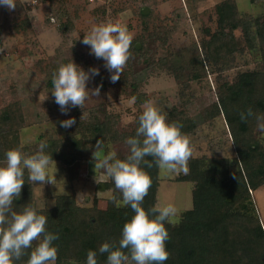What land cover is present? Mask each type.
Segmentation results:
<instances>
[{
	"label": "rangeland",
	"instance_id": "374dc122",
	"mask_svg": "<svg viewBox=\"0 0 264 264\" xmlns=\"http://www.w3.org/2000/svg\"><path fill=\"white\" fill-rule=\"evenodd\" d=\"M220 1L158 0L155 4L152 0H17L13 10L0 7V117L3 112L14 116L10 121L18 126L17 140L11 144L16 146L25 141V151L29 153L37 150L41 141L47 145L57 142L60 148L70 135H77L76 126L105 118L112 120L123 136L135 128L145 102L152 101L166 113L177 106L193 119L195 129L187 135L190 158L200 159L205 169L211 159L234 158L233 139L224 115L206 119L203 109L216 101L217 82L233 80L247 68L261 69L262 63L258 46L252 49L246 45L241 28L235 29L234 34L242 49L224 63L223 69L212 71L198 61L200 38L206 34L204 28L210 34L216 30L215 5ZM236 2L240 11L250 17L264 14V0ZM146 6L151 7L155 18L151 24L154 31L148 33L144 45L149 49L129 59L135 70L131 69L128 78L123 70L120 78L112 82L104 60L91 54L89 46L81 41L85 33L101 22L118 23L130 31L132 41L139 38L142 32L139 12ZM71 59L85 70L99 68V74L90 78L88 87L99 86L100 93L89 95L83 108L70 107L64 113L51 92L52 74ZM69 117H74L76 123L69 128L61 127L60 122ZM9 128L2 125L5 131ZM126 139L105 143L94 153L102 158L115 150L118 158H125L129 154ZM94 153L91 159L69 164L53 159L50 170L55 184L31 182L33 203L41 210L48 209L55 205L53 201L58 196L74 194L81 206L97 201V207L106 208L112 190L104 189L103 183L112 179L103 168H94ZM184 174L159 168L156 205L173 204L177 209L176 223L181 212L192 207L194 183L179 179ZM250 196L264 229V184L250 190ZM236 222L243 227L240 219Z\"/></svg>",
	"mask_w": 264,
	"mask_h": 264
},
{
	"label": "trees",
	"instance_id": "16d2710c",
	"mask_svg": "<svg viewBox=\"0 0 264 264\" xmlns=\"http://www.w3.org/2000/svg\"><path fill=\"white\" fill-rule=\"evenodd\" d=\"M152 1L158 3V0ZM151 10L146 6L139 12L142 32L131 42L129 59L141 56L149 49L144 45L148 33L154 31L151 24L155 18ZM215 12L216 30L210 34L208 28H204L206 34L200 38L198 61L208 65L212 71L223 69L224 63L242 49L238 47L234 34L235 29L241 28L246 45L252 49L258 46L262 68H247L239 71L233 80L217 82L216 101L203 109L206 119L224 115L236 155L232 159H211L207 169L200 159L189 158L188 172L179 179L194 183L192 207L181 212L177 223L166 224L169 230L166 245L170 254L164 264H264V229L250 196V190L264 184V132L257 128L254 117L246 120L240 117V113L249 107L254 112L264 113V14L250 17L240 11L236 0H221L215 5ZM129 59V64L127 61L124 66L125 78L133 68ZM182 97H186V92L183 91ZM13 118L7 112L0 117V159L7 150L15 147L11 142L17 140L18 126L10 121ZM167 118L182 124V132L186 136L195 129L193 119L177 106L167 113ZM138 123L137 119L135 128L122 136L109 118L82 122L81 126H76V136L70 135L68 142L66 140L60 148L57 142L48 144L45 151L53 154V159L67 164L91 159L97 147L135 135ZM2 125H9V130H3ZM145 159L152 162L151 167L142 165L152 182L143 206L151 208L156 205L159 167L153 157ZM103 187L112 190L104 209L97 207V201L90 206H81L77 204L75 195L70 194L58 196L53 207L42 210L48 216V230L59 234L55 241L58 245L55 264H70L72 261L85 264L89 249H97L105 240H119L123 225L133 215V210L128 206H116L113 197L122 199V193L115 188L114 181L104 182ZM27 203H33V191L25 172V183L13 208L19 210ZM238 219L240 225L243 224L241 228L237 225ZM106 257V253L98 254V264H107ZM27 259L25 254L16 264H24Z\"/></svg>",
	"mask_w": 264,
	"mask_h": 264
},
{
	"label": "clouds",
	"instance_id": "9594fccd",
	"mask_svg": "<svg viewBox=\"0 0 264 264\" xmlns=\"http://www.w3.org/2000/svg\"><path fill=\"white\" fill-rule=\"evenodd\" d=\"M16 6L17 0H0V7L13 10ZM132 39L126 27L101 22L85 33L81 43L89 46L95 57L104 60L110 79L115 82L130 57ZM98 74V67L85 70L74 59L61 64L52 74L51 90L60 110L66 113L70 107L83 108L89 95L98 96L99 86L88 87L90 78ZM240 117L242 120L254 117L257 128L264 132V113L254 112L249 107L240 113ZM138 121L135 135L125 141L129 146L125 158H118L115 150L102 158L94 153V168H103L122 193V199L113 197L116 206L130 207L133 215L124 223L118 241L105 240L97 249L88 250L85 264H98V254L105 253L107 264H164L169 257L166 224L176 223L177 209L171 203L151 208L143 206L152 181L142 165L151 167L152 162L145 159L151 156L161 169L187 173L190 142L182 132V124L168 120L162 107L152 101L145 102ZM75 123V118L69 117L60 125L69 128ZM25 144L21 141L0 159V264H16L25 254L28 259L24 264H55L58 254L55 241L59 234L48 230V216L36 203L24 204L19 210L13 208L25 183V172L27 181L55 184L50 170L53 154L45 151L46 142L41 141L37 150L31 153L25 151Z\"/></svg>",
	"mask_w": 264,
	"mask_h": 264
}]
</instances>
